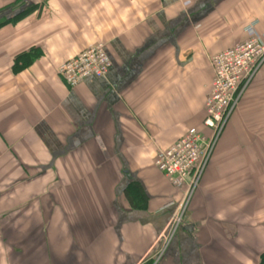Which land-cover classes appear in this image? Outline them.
Masks as SVG:
<instances>
[{
	"label": "crops",
	"instance_id": "0c3cea01",
	"mask_svg": "<svg viewBox=\"0 0 264 264\" xmlns=\"http://www.w3.org/2000/svg\"><path fill=\"white\" fill-rule=\"evenodd\" d=\"M30 1L0 27V264H152L182 196L156 152L202 125L209 58L253 21L264 38V0ZM96 43L106 79L69 88L57 68ZM254 79L157 264L264 254V64Z\"/></svg>",
	"mask_w": 264,
	"mask_h": 264
},
{
	"label": "built area",
	"instance_id": "2783aa9c",
	"mask_svg": "<svg viewBox=\"0 0 264 264\" xmlns=\"http://www.w3.org/2000/svg\"><path fill=\"white\" fill-rule=\"evenodd\" d=\"M256 24L253 21L243 29L244 41L209 58L212 81L202 125L188 129L174 144L156 152L154 167L171 186L182 189V196L159 235L152 264L161 260L180 229L225 127L264 64V38L256 32ZM110 66L105 45L96 43L62 63L56 73L74 88L89 77L106 79Z\"/></svg>",
	"mask_w": 264,
	"mask_h": 264
},
{
	"label": "trees",
	"instance_id": "16d2710c",
	"mask_svg": "<svg viewBox=\"0 0 264 264\" xmlns=\"http://www.w3.org/2000/svg\"><path fill=\"white\" fill-rule=\"evenodd\" d=\"M24 8V7H23ZM35 5H31L29 6V8L26 9H21L20 11H17L16 13H14V15L12 17H10L9 19H5L4 21L0 22V27L7 24V23H13L14 21L21 19L22 17H25L26 15H28L32 10H34ZM32 58L30 57V54H21L19 56H17L14 60V63L12 65V71L16 72V71H20L23 70L24 68H26L28 65H30L32 63ZM250 86V85H249ZM258 264H264V254H262L259 258V262Z\"/></svg>",
	"mask_w": 264,
	"mask_h": 264
},
{
	"label": "rangeland",
	"instance_id": "374dc122",
	"mask_svg": "<svg viewBox=\"0 0 264 264\" xmlns=\"http://www.w3.org/2000/svg\"><path fill=\"white\" fill-rule=\"evenodd\" d=\"M32 4L33 3L30 0H17L16 2H13V0H0V22L4 21L5 19H9L14 15V13L20 11L21 9L29 8V6ZM253 82L251 84H253Z\"/></svg>",
	"mask_w": 264,
	"mask_h": 264
}]
</instances>
